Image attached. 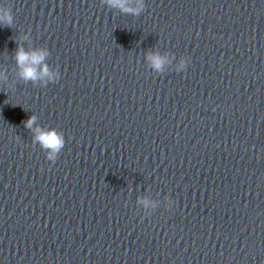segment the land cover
I'll return each mask as SVG.
<instances>
[{"label":"water","instance_id":"obj_1","mask_svg":"<svg viewBox=\"0 0 264 264\" xmlns=\"http://www.w3.org/2000/svg\"><path fill=\"white\" fill-rule=\"evenodd\" d=\"M143 4L0 0V264H264V0ZM18 44L59 80H21Z\"/></svg>","mask_w":264,"mask_h":264},{"label":"clouds","instance_id":"obj_2","mask_svg":"<svg viewBox=\"0 0 264 264\" xmlns=\"http://www.w3.org/2000/svg\"><path fill=\"white\" fill-rule=\"evenodd\" d=\"M109 8L119 9L124 14H130L139 16L144 11L143 0H139L137 7H132L129 4V0H103ZM14 22L12 11L8 7H0V25L11 28ZM50 53L45 48H34L31 51H26L23 45L18 44L15 53V62L18 69V76L25 83H31L32 85L42 84L48 85L50 83H56L59 80V74L49 68L46 63ZM147 60L150 62V66L153 70L160 72L163 71V66L167 62L165 57H161L159 54H148ZM185 61H181L179 69L185 67ZM0 79H7L4 73H0ZM37 117L35 115L30 116L24 121V127L32 130L34 145H39L42 151L46 154L48 161L53 164L57 161L59 154L65 147V138L62 132H58L56 129H45L39 125H36ZM34 125H36L34 127ZM145 209L152 207L155 208L153 202L147 199H141L138 201Z\"/></svg>","mask_w":264,"mask_h":264}]
</instances>
